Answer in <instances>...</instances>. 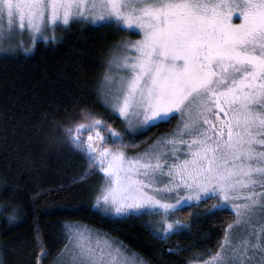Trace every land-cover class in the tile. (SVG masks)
Wrapping results in <instances>:
<instances>
[{"label": "snow or ice", "instance_id": "6c2138e0", "mask_svg": "<svg viewBox=\"0 0 264 264\" xmlns=\"http://www.w3.org/2000/svg\"><path fill=\"white\" fill-rule=\"evenodd\" d=\"M84 22L139 35L110 46L98 82L125 131L180 117L174 132L131 156L109 119L87 108L63 126L88 162L85 174L103 173L96 206L158 217L149 227L166 239L190 227L174 218L177 211L215 199L206 214L230 210L234 218L200 264H264V0H0V55L27 54L41 38L54 41L57 28ZM18 210L5 218L10 228L21 221ZM63 228L65 243L51 264H147L98 230ZM35 240V264H42L50 253L38 233ZM10 251L0 246V264Z\"/></svg>", "mask_w": 264, "mask_h": 264}, {"label": "trees", "instance_id": "16d2710c", "mask_svg": "<svg viewBox=\"0 0 264 264\" xmlns=\"http://www.w3.org/2000/svg\"><path fill=\"white\" fill-rule=\"evenodd\" d=\"M132 34L110 25L74 23L56 30L54 41L39 39L27 54L0 55V246L13 249L7 264H35V233L50 253L42 264H51L65 243L63 225L72 222L122 242L147 264H189L218 249L234 215L230 210L206 214L214 199L177 211L174 218L190 227L166 239L152 231L155 216L98 211L94 199L102 175L98 169L85 174L86 158L65 139L63 126L80 120L81 108L108 118L128 142L127 153L142 149L176 123L177 117L136 133L125 131V123L106 110L98 94L110 46ZM16 205L21 221L10 228L5 218Z\"/></svg>", "mask_w": 264, "mask_h": 264}, {"label": "rangeland", "instance_id": "374dc122", "mask_svg": "<svg viewBox=\"0 0 264 264\" xmlns=\"http://www.w3.org/2000/svg\"><path fill=\"white\" fill-rule=\"evenodd\" d=\"M238 21V22H237ZM233 22L234 23H239V18H238V14H234V16H233ZM84 23H87V24H90V23H88V22H84ZM92 25V24H91ZM62 28H64V27H61V28H57L56 30H58V29H62ZM133 34V36H131L130 37V39H133V40H135V39H139V35L137 34V30H133V32H132ZM42 39V38H41ZM101 97V100L103 101V97L102 96H100ZM113 114H116V115H118L119 116V114L118 113H113ZM120 117V116H119ZM176 117H177V119H176V123L173 125V127L170 129V130H168V131H166V132H164V133H162V134H160L158 137H160V136H162V135H165V134H169V133H171V132H174L175 131V129H176V126H177V121L179 120V115L177 114L176 115ZM122 120H123V117H120ZM125 126L127 127V125H126V123H125ZM129 130V132H131V133H136V132H139V131H136V130H134V129H128ZM140 131H143V130H140ZM157 137V138H158ZM157 138H155L152 142H150L148 145H150V144H152L154 141H156L157 140ZM147 147V145L145 146V147H143L142 149H140V150H138V151H135V152H129V153H127L129 156H131L132 154H134V153H139V152H142L145 148ZM99 170V169H98ZM99 173L102 175V177H103V173H102V171H100L99 170ZM154 187H157V185H154ZM115 195H120V192H119V190H117L116 192H115ZM174 195V194H173ZM181 195H183V193H181ZM214 203L213 204H215L217 201L214 199V201H213ZM94 207L98 210V211H100L101 213H103L97 206H96V203H95V199H94ZM103 214H106V213H103ZM107 215H111V216H119V215H112V214H107ZM155 219H157L158 220V217H155ZM72 223H78V222H72ZM79 224H82V223H79ZM82 225H84V224H82ZM86 226V225H85ZM91 228V227H90ZM93 229V228H92ZM99 233L100 234H104V235H106L107 236V238H109V239H113L112 237H110V236H108L107 234H105V233H102V232H100L99 231ZM102 239H103V235H102ZM217 250V249H216ZM215 250V251H216ZM126 251L128 252V254H129V256H132L134 253L133 252H131V251H128L127 249H126ZM214 252V251H213ZM212 252V253H213ZM212 253H209L208 255H206L204 258H202V259H196V260H194L193 261V264H200V262L202 261V260H204V259H207L208 258V256L209 255H211ZM138 258H140L139 256H138ZM141 259V258H140Z\"/></svg>", "mask_w": 264, "mask_h": 264}]
</instances>
